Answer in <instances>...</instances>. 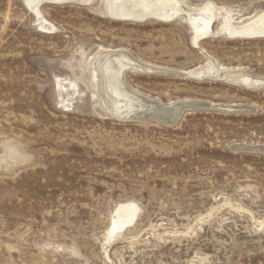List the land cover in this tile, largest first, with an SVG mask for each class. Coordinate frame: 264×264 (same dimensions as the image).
<instances>
[{"label": "rangeland", "instance_id": "obj_1", "mask_svg": "<svg viewBox=\"0 0 264 264\" xmlns=\"http://www.w3.org/2000/svg\"><path fill=\"white\" fill-rule=\"evenodd\" d=\"M182 1L190 9L126 20L101 0L43 2L39 14L0 0V264H264V153L232 148L264 145V89L127 72L145 94L199 107L172 126L107 107L99 63L118 48L178 72L264 76L252 27L264 0ZM203 5L213 25L197 38L186 19ZM125 202L134 221L107 237Z\"/></svg>", "mask_w": 264, "mask_h": 264}, {"label": "bare ground", "instance_id": "obj_2", "mask_svg": "<svg viewBox=\"0 0 264 264\" xmlns=\"http://www.w3.org/2000/svg\"><path fill=\"white\" fill-rule=\"evenodd\" d=\"M59 1L60 0H23L28 9L37 14H39L40 5L43 2ZM73 1L90 3L92 0ZM112 1L114 0H101L104 13L110 17L126 20H143L145 17L156 11L157 13L160 12L165 7L180 5L186 7V4L182 0H122L121 2L114 3H112ZM146 4L148 8L141 10V6ZM186 8L190 9V7ZM191 8L194 9L195 7ZM216 8L224 10L223 7ZM197 9L203 14L199 16H190L186 20L192 24L193 33L199 38L205 33L211 31L214 18L212 10L214 8L208 5H203L198 6ZM219 23L220 25L224 24L222 20ZM230 23L235 26L237 25L234 21ZM243 27H245V25ZM252 27L256 29L258 34L264 35V14L253 20ZM99 68L103 78L104 93L109 102L107 107L109 108L110 113L121 121H144L145 119L155 118L169 123H175L182 115L183 110L190 104H193L187 100L185 102L171 101L166 103L160 99L145 94L128 83L126 79L127 72L143 74L184 73V75L189 74L195 77L210 75L212 77L224 78L229 82L241 85L250 90L264 89V76L254 75L251 71V73L249 71L226 72L223 76H220L218 71L212 67H199L192 70H182L181 72H178L176 70H170L166 67L140 60L133 56L126 48H118L109 51L100 61ZM245 106L247 107V105ZM231 108H233V106ZM137 209L138 206L134 202L119 203L116 207L110 226L106 230L107 237L112 236L113 233L117 231L120 232L122 228L131 224L135 219Z\"/></svg>", "mask_w": 264, "mask_h": 264}, {"label": "water", "instance_id": "obj_3", "mask_svg": "<svg viewBox=\"0 0 264 264\" xmlns=\"http://www.w3.org/2000/svg\"><path fill=\"white\" fill-rule=\"evenodd\" d=\"M190 107H193V108H198L199 105H194V104H190L189 105ZM237 111H250L251 108H241V109H236ZM144 121L146 122H157L159 124H162V125H166V126H172L174 125L175 123H169L167 121H163V120H159V119H155V118H151V119H145ZM232 148L235 149V150H247V151H258V152H262L264 153V145H246V144H233L232 145Z\"/></svg>", "mask_w": 264, "mask_h": 264}]
</instances>
